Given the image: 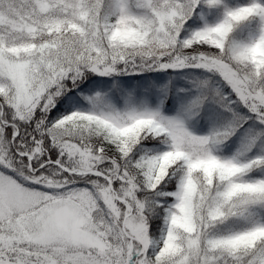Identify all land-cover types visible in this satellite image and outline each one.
<instances>
[{
  "label": "snow or ice",
  "instance_id": "obj_1",
  "mask_svg": "<svg viewBox=\"0 0 264 264\" xmlns=\"http://www.w3.org/2000/svg\"><path fill=\"white\" fill-rule=\"evenodd\" d=\"M0 264H264V0H0Z\"/></svg>",
  "mask_w": 264,
  "mask_h": 264
}]
</instances>
